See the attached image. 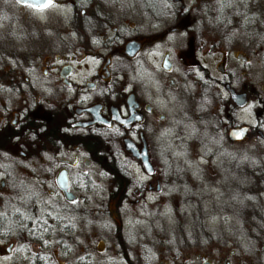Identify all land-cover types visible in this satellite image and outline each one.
<instances>
[{
	"label": "flooded vegetation",
	"instance_id": "obj_1",
	"mask_svg": "<svg viewBox=\"0 0 264 264\" xmlns=\"http://www.w3.org/2000/svg\"><path fill=\"white\" fill-rule=\"evenodd\" d=\"M196 119L261 141L246 195L262 241L264 0H6L0 264H189L157 233L208 198L179 153Z\"/></svg>",
	"mask_w": 264,
	"mask_h": 264
},
{
	"label": "rangeland",
	"instance_id": "obj_2",
	"mask_svg": "<svg viewBox=\"0 0 264 264\" xmlns=\"http://www.w3.org/2000/svg\"><path fill=\"white\" fill-rule=\"evenodd\" d=\"M5 1L0 0V9ZM241 120L250 126L257 123L252 107L244 110ZM192 130L195 131L190 138L193 146L180 151V157L193 162L195 184L205 186L202 192L207 191L209 195L204 200L196 199L194 214L193 207L187 203L181 205L180 211L169 207L157 239L163 240L167 248L182 247L180 262L190 257L192 262L189 264H201L200 255H208L214 264H226L225 259L231 264H264V239L253 241L251 245L248 243L258 233L254 226H249L254 223L251 217L258 205L246 195L257 175L251 173L257 160L253 145L261 141L251 135L247 141L234 146L226 129L214 133L205 120L196 119ZM204 167L206 173H199ZM235 179L239 184L233 182ZM198 192L199 189L197 195ZM175 202L182 203L181 200ZM233 250L236 252L230 253Z\"/></svg>",
	"mask_w": 264,
	"mask_h": 264
},
{
	"label": "water",
	"instance_id": "obj_3",
	"mask_svg": "<svg viewBox=\"0 0 264 264\" xmlns=\"http://www.w3.org/2000/svg\"><path fill=\"white\" fill-rule=\"evenodd\" d=\"M35 1L37 5L41 4V0H26V2H21L23 4H29ZM248 126H241L237 128H232L229 131V139L235 142L244 141L247 138L248 133ZM201 258L203 259V264H212L209 259H207L206 255H202Z\"/></svg>",
	"mask_w": 264,
	"mask_h": 264
},
{
	"label": "snow or ice",
	"instance_id": "obj_4",
	"mask_svg": "<svg viewBox=\"0 0 264 264\" xmlns=\"http://www.w3.org/2000/svg\"><path fill=\"white\" fill-rule=\"evenodd\" d=\"M18 2H26V0H18ZM49 2H50V0H49ZM47 5H45V7H46Z\"/></svg>",
	"mask_w": 264,
	"mask_h": 264
}]
</instances>
